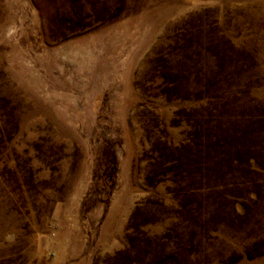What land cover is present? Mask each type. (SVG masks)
Masks as SVG:
<instances>
[{
  "label": "rangeland",
  "instance_id": "1",
  "mask_svg": "<svg viewBox=\"0 0 264 264\" xmlns=\"http://www.w3.org/2000/svg\"><path fill=\"white\" fill-rule=\"evenodd\" d=\"M0 264H264V0H0Z\"/></svg>",
  "mask_w": 264,
  "mask_h": 264
}]
</instances>
